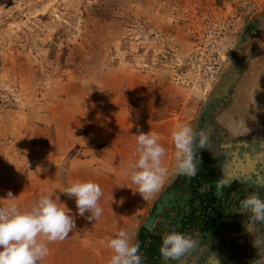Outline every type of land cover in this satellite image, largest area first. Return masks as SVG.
<instances>
[{
  "label": "rangeland",
  "instance_id": "rangeland-1",
  "mask_svg": "<svg viewBox=\"0 0 264 264\" xmlns=\"http://www.w3.org/2000/svg\"><path fill=\"white\" fill-rule=\"evenodd\" d=\"M222 4L0 0V208L26 213L48 196L76 221L62 241L37 238L49 249L39 264H109V238L123 230L131 243L162 189L144 201L131 181L138 134L151 132L165 148L166 183L178 165L172 133L192 126L264 17V0ZM88 181L103 192L95 221L64 193Z\"/></svg>",
  "mask_w": 264,
  "mask_h": 264
},
{
  "label": "water",
  "instance_id": "water-1",
  "mask_svg": "<svg viewBox=\"0 0 264 264\" xmlns=\"http://www.w3.org/2000/svg\"><path fill=\"white\" fill-rule=\"evenodd\" d=\"M191 128L207 134L205 148L195 149L197 175L172 173L130 244H140L143 264H163L162 237L170 231L191 233L197 242L183 264H250L264 258V224L249 221L246 232V217L239 215L246 195L255 192L264 200V17L238 44Z\"/></svg>",
  "mask_w": 264,
  "mask_h": 264
},
{
  "label": "clouds",
  "instance_id": "clouds-1",
  "mask_svg": "<svg viewBox=\"0 0 264 264\" xmlns=\"http://www.w3.org/2000/svg\"><path fill=\"white\" fill-rule=\"evenodd\" d=\"M172 139L178 160L177 174L195 177L198 173L195 149L205 148L207 134L184 126L172 133ZM137 143L140 156L133 165L130 178L138 186L137 192L142 199L148 201L165 183L167 169L162 166V159L166 150L151 132H140ZM64 193L69 198H75L77 214L80 217L90 213L86 219L95 221L102 216L103 209L99 201L103 192L99 184L92 181L74 183ZM8 199H15L11 192H8ZM65 208L66 205L61 207V204L48 196L42 197L30 212L20 213L15 205L10 209L0 208V264H39L49 254V249L45 243L38 242L37 238L43 236L48 242L62 241L76 227L75 219ZM239 209V215L246 217L242 220L246 232L249 231V221L253 224H264V200L257 193H250L241 199ZM130 239L123 230L117 233L116 238L108 239V247L114 252L109 264H143L138 255L140 244H130ZM260 243L258 240L252 241L254 248ZM196 248L197 242L193 239V234L170 231L162 237L160 257L163 264H168L169 261L183 264L184 258L191 255ZM215 264H219V261ZM250 264H264V258L254 259Z\"/></svg>",
  "mask_w": 264,
  "mask_h": 264
},
{
  "label": "built area",
  "instance_id": "built-area-1",
  "mask_svg": "<svg viewBox=\"0 0 264 264\" xmlns=\"http://www.w3.org/2000/svg\"><path fill=\"white\" fill-rule=\"evenodd\" d=\"M233 4L234 6H245V7H251L254 8L256 6L259 5V0H224V5L225 7ZM212 66V65H210ZM210 69L212 70L213 67H210Z\"/></svg>",
  "mask_w": 264,
  "mask_h": 264
},
{
  "label": "flooded vegetation",
  "instance_id": "flooded-vegetation-1",
  "mask_svg": "<svg viewBox=\"0 0 264 264\" xmlns=\"http://www.w3.org/2000/svg\"><path fill=\"white\" fill-rule=\"evenodd\" d=\"M223 4H224V0H223ZM223 4H222V5H223Z\"/></svg>",
  "mask_w": 264,
  "mask_h": 264
}]
</instances>
